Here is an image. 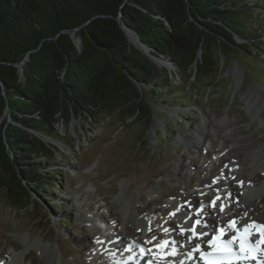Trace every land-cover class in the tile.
Masks as SVG:
<instances>
[{"label": "trees", "instance_id": "16d2710c", "mask_svg": "<svg viewBox=\"0 0 264 264\" xmlns=\"http://www.w3.org/2000/svg\"><path fill=\"white\" fill-rule=\"evenodd\" d=\"M263 1L0 0V185L9 202H31L33 194L57 209L53 192L68 172L60 160H73L57 124L72 112L100 125L106 111L150 121L154 107L192 103L197 86L176 87L148 55L210 77L218 43L264 52Z\"/></svg>", "mask_w": 264, "mask_h": 264}, {"label": "rangeland", "instance_id": "374dc122", "mask_svg": "<svg viewBox=\"0 0 264 264\" xmlns=\"http://www.w3.org/2000/svg\"><path fill=\"white\" fill-rule=\"evenodd\" d=\"M259 10L263 17L264 1ZM72 37L80 47L81 40ZM136 41L130 39L132 44ZM245 48L242 53L216 44L212 53L217 68L210 77L196 76L193 68L186 66L177 70L166 59L148 55L145 49L149 59L160 69H167L176 87L186 88L191 83L197 86L190 97L192 103L171 109L154 107L150 121L148 116L134 120L124 110L106 111V117L97 119L100 125L86 121L78 112H72L69 122L61 120L58 131L68 143L62 149L73 160H60L68 172L59 179L60 190L53 192L57 209L34 195L31 202L10 203L6 189L0 185V257L29 245V238L40 239L41 243L30 248L22 264H89L102 253L98 246L100 252L92 255L95 242L107 233L114 235L113 215L121 217L130 228L124 231L128 233L126 239L136 236L135 242L139 243L144 226L157 228L155 222H159L161 214L165 216L166 208L179 203V194H189L194 205L203 206L195 203L197 185L209 177L225 179L226 170L237 174L241 182L252 179L248 180L250 185L243 182L241 192L246 201L241 203L246 204L247 213L254 219H262L264 52L252 46ZM220 159L224 161L218 163ZM257 174L263 178L256 182ZM154 202L157 204L150 205ZM178 212L177 217L184 219L179 207ZM202 213L197 217L219 221L217 211L212 215ZM94 218L99 221L94 222ZM124 226L123 223L118 231ZM44 246L56 249L57 260Z\"/></svg>", "mask_w": 264, "mask_h": 264}, {"label": "bare ground", "instance_id": "6f19581e", "mask_svg": "<svg viewBox=\"0 0 264 264\" xmlns=\"http://www.w3.org/2000/svg\"><path fill=\"white\" fill-rule=\"evenodd\" d=\"M211 148H212V146H211ZM214 152H215V150H214ZM222 158H224V157H222ZM225 158H224V160H225ZM224 160H221L220 159V161H218V163H221ZM225 172H226L225 173V180H223V182L225 181L228 184V187L226 188V192H225V190H224V192H222V189H224L223 186H222L223 184L221 185L217 180L215 182H212L211 181V178H207L206 180H203L202 179L204 182L203 181H200L202 184L199 185L196 193L200 197V199L202 201H204V203H205L204 206L193 205V203H194L193 202V198L189 194H179L178 195L177 198L180 200L178 204L181 203V205L179 206V210L182 211L184 209L185 211L189 212V214H187V215H189V218H191L190 223L183 221V219H179L177 217L178 216L177 215L178 211L176 210V208H172V210L169 212L168 217H164L163 214H161V217L159 219V222H155V223H157V229H154L152 226L150 228H148L149 231H147V232H146V229H145V231L142 233L143 234L142 237L139 239V243L140 244L143 243V245H144V244H146L145 242H148L149 243L150 240H151V238L152 237H155L152 240L154 242L149 243L147 246L150 247L151 252H153V253L154 252H157V254H160L161 255V254L167 252L170 249L169 246L166 247V248H168V250L165 247H163V248L158 247L162 241L175 240L177 238V239H181L180 241L182 243L184 242L185 245L189 243L188 242L189 241V238H186V236L189 235V237H190L191 232L190 231H187V230L188 229H191V227H192V225L194 223L193 222L194 220L198 219L201 222L200 227L197 229L198 232L199 231L200 232H202V231L204 232V229L205 228L203 227V224L209 226L210 228H211V225L212 224L213 225L215 224V223H213L214 220L213 221L210 220L209 217L207 218V220H205L206 219L205 216L202 217V218L201 217H197L198 215L203 214L202 211H205V213L207 215H212L211 213H213V212L215 213L217 211V215L216 216L219 218L220 223L219 224H216V227H222L224 225L223 223L226 221L225 219L228 216L227 213H230L232 216H235L236 218H239V216H240L239 213L240 212L245 213V211L248 210V207H246L244 205V203L241 204L242 201L243 202L246 201L244 199L243 193L241 192V189L242 188H245V187L244 186L242 187L240 184H238V181L240 182V180H242V179H239L240 177H238L237 174L234 175V172L230 173L227 170ZM259 174H257V175L254 176V179L256 180V182L257 181H260L263 178L262 175L258 176ZM254 179H253V181H255ZM186 180H187V177H186ZM248 180L251 181L252 179L251 180L250 179H247V180H245L243 182H247L248 185H250V182H248ZM106 192H107V190H106ZM217 197H219L218 200H216ZM212 200H216V203H217L218 206L219 205H223L224 206V211L223 212H220L219 211V207H217L216 209H213L211 207V201ZM248 203H250V202H248ZM155 204H157V202L156 203L155 202L154 203H151L150 205H155ZM252 206H254V204ZM254 208H256V206ZM112 210H113V208H112ZM143 210H144V208H143ZM189 210H191V211H189ZM112 215H113V213L111 214V216ZM165 215H166V213H165ZM112 217H113L112 220L115 223L114 225H116L115 232H114V235H110V236L107 233V234H105V238L104 239L102 238L103 239V245H101V251H102V253L104 255H106L108 257H111V255L108 254V253L111 252L113 255H115V257H117L118 259L122 260L123 257H127L128 256V255L127 256H123L125 254V252L130 253L129 252L130 250H128V248L125 247L126 246V242H123L126 239V237L128 236L127 235L128 233L126 234V233H124V231L125 232H128V230H130V228L128 227V225L126 224V222L121 217H119L117 214H116V217L114 215ZM177 218H178L179 221H177ZM254 218L255 217H252L251 219L248 218L250 220L243 221V222L239 223V225L241 227H245L246 225H252V223H255L257 221H259V222L264 221V216H263L262 219H260V217H258V219H254ZM94 220H95V218H94ZM98 221L99 220H95L94 222H98ZM123 223L125 224L124 228H122L123 230L122 231H118V229L121 226H123ZM177 223L179 224V226L177 228H175V227L174 228H168V227L173 226V224H177ZM159 224H162V226L164 228L167 227V232L163 231V227H160ZM98 228H99V226H98ZM159 228H160V230L162 229V232L161 233H159V231H158ZM133 229H136L137 230L138 228L134 226ZM180 229H184L185 230L183 235H181V231L179 232ZM249 229L255 230V229H253L251 227ZM137 236H138V234H137ZM183 238H186V240L184 241ZM24 239H26V238L24 237ZM27 242L29 243V245H27L25 247H22L21 246L22 248L21 249L19 248V250L13 249L10 253L8 252V254H6L7 256H5V258L4 257L3 258L0 257V264H22L25 261L26 257L28 256V253H30L29 252L30 248L33 247L35 244L36 245H39L41 243V240L40 239H36V240H33L32 239L31 240V239L27 238ZM196 242H194V243H196ZM134 243H136V242L134 241ZM190 243H189V246L188 247L186 246V248L188 249V253L191 252L192 247H193V244H194V243H192V244H190ZM44 247L49 248L51 250L50 251V254L52 253V256L55 258V260H57V258H56L57 251H56V249L53 246H44ZM14 248H15V246H14ZM107 249H110L111 251L110 250H107ZM133 253L135 254L136 252H133ZM187 258H189V257L184 258V264H186V261H188V260H186ZM94 260H96V259H94ZM74 262L75 263H67V264H76V261H74ZM94 262H95V264H102L103 261L100 258L99 262H96V261H94ZM94 262L89 263V264H94ZM195 262H196L195 257L189 258V262L188 263L195 264ZM117 264H118V262H117ZM124 264H127L126 261L124 262ZM170 264H181V259H177L176 260V259H173L172 258V259H170Z\"/></svg>", "mask_w": 264, "mask_h": 264}, {"label": "snow or ice", "instance_id": "6c2138e0", "mask_svg": "<svg viewBox=\"0 0 264 264\" xmlns=\"http://www.w3.org/2000/svg\"><path fill=\"white\" fill-rule=\"evenodd\" d=\"M242 186L243 182H239ZM219 197L216 198L218 200ZM216 200L211 201V207L216 209L219 207V211H224L223 205H217ZM174 215V214H173ZM201 222L196 220L191 229L187 231L191 232V236L189 237V242L193 240L203 241V237L207 235L205 232H198L197 229L200 227ZM237 221L231 220L228 224L227 229L220 227L216 228L213 226L214 235L211 236L210 239L206 241L208 251L201 250V243H194L192 247V251L187 253L186 255L189 258L195 253H198L200 259L203 261V264H241L242 261H255L256 264H264V259L261 258V255H264V225H246L243 230L237 228ZM258 228L259 231V239L255 246L248 244V238L252 235L249 231V228ZM231 230V232L235 233L232 235L231 239L225 240L224 236L227 234V231ZM167 231V230H165ZM184 229H181V235L184 234ZM102 243V241H98ZM177 241H162L158 247H165L171 244L172 251L170 254L175 256L178 254L176 245ZM236 245V248H233V245ZM183 247V245H181ZM260 253L261 255H258ZM181 264H184V261H181Z\"/></svg>", "mask_w": 264, "mask_h": 264}, {"label": "water", "instance_id": "95a60500", "mask_svg": "<svg viewBox=\"0 0 264 264\" xmlns=\"http://www.w3.org/2000/svg\"><path fill=\"white\" fill-rule=\"evenodd\" d=\"M125 30V33H126V35L128 36V38H129V40L130 39H136L137 41L136 42H133V44L137 47V48H139L141 51H146L147 49L145 48V46L143 45V44H141L139 41H138V39L136 38V37H134L132 34H131V32L129 31V30H126V29H124ZM72 35L73 34H71V37H72ZM73 38V37H72ZM73 40H74V38H73ZM234 40H235V42L238 44V43H240V39L238 38V37H234ZM242 42V41H241ZM74 43L76 44V42H75V40H74ZM77 45V44H76ZM146 49V50H145ZM145 53V52H144ZM200 55H201V51L199 50L198 51V53H197V57H200ZM22 64H23V62H21V63H19V64H17V67H18V69H19V72H20V74L22 75V71H23V69H22ZM164 64L165 65H168L166 62H164ZM31 197H32V199H33V194H31Z\"/></svg>", "mask_w": 264, "mask_h": 264}]
</instances>
